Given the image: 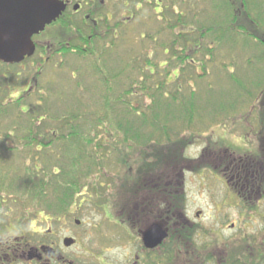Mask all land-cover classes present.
<instances>
[{
    "label": "flooded vegetation",
    "instance_id": "af4514ba",
    "mask_svg": "<svg viewBox=\"0 0 264 264\" xmlns=\"http://www.w3.org/2000/svg\"><path fill=\"white\" fill-rule=\"evenodd\" d=\"M58 1L64 4V10L42 32L32 36L33 55L19 63L0 61V88L4 87L7 96L28 98L37 85L29 71L41 72L42 63L48 64L50 56L58 58L57 63L52 61V68L59 61L66 65L60 55H66L65 49L73 40L79 41L86 33L90 38L95 30L111 31L113 39L116 27L123 33L132 25L141 30L148 20L160 22L159 17L167 25L177 17L179 2ZM131 32L135 31L128 33ZM61 42L63 46L58 44ZM60 48L61 54L57 52ZM5 67L13 71H3ZM262 129L264 125L259 124L258 130ZM252 138L250 149L208 138L190 156L182 151L185 146L171 161L157 158L150 161L153 164L145 162L135 182L124 183L125 192L120 193L119 182L118 197L110 196L114 200L111 215L115 223L105 229L109 235L99 234L97 226L91 225L99 250H91V240L84 242L91 235L83 232L57 237L48 225L43 239L30 243L24 236L2 235L0 226V264H264V138ZM82 195L78 192L71 205L75 211L85 201ZM85 195V202L94 200L88 193ZM95 195L101 198L97 202L103 211L102 205L110 197L98 192ZM118 205L121 217L114 214ZM80 223L74 220L75 225L85 224ZM65 239L73 242L66 246Z\"/></svg>",
    "mask_w": 264,
    "mask_h": 264
},
{
    "label": "trees",
    "instance_id": "16d2710c",
    "mask_svg": "<svg viewBox=\"0 0 264 264\" xmlns=\"http://www.w3.org/2000/svg\"><path fill=\"white\" fill-rule=\"evenodd\" d=\"M216 2L217 11L214 10V14H217L216 19H214L216 22H211L209 16L207 19L199 21L196 27L198 30L195 31L198 37L194 40L192 47V43L185 45V41L189 39L188 36L194 34V32H187V29L191 31V27L196 24L192 22L193 20L189 23L190 21L183 19L184 12L179 7L177 17L172 22L173 24H169L168 27L160 25L155 32H141L137 37L138 41L145 42L147 40L153 45L150 44V47H146L139 44L141 52L139 55H135L136 59L143 62L140 67L135 66L139 71V79L131 81L134 83L131 87L130 82L127 83V88L122 87L121 93L115 96L114 103L111 102V95L114 90L111 85L113 82H116L117 85L120 78L123 82L130 81V67L133 62H130L129 54L125 60L122 59L124 60L123 62L122 60H116L114 63L107 56L110 57L113 54V51L111 53L110 51L114 50L116 39L119 41L125 40V44H131L128 42L130 38L132 39L131 41L135 39L128 32L123 33L122 29L117 30V27L113 39L110 38L111 31L102 32L95 30L90 35V38L87 37L86 33L79 41L73 40L70 42L65 49L66 55H60V60L62 58L66 59L65 64L69 62L67 60L75 59L77 61L78 58L89 60L86 70V73L88 72L87 76L81 75V72L79 73V67L70 70L75 74L73 90H80L82 92L80 95L91 94L89 99H98L95 102L94 110H87L86 104L82 105L80 100L77 99L78 96L72 93L71 97H69L71 103H69V99L64 100L65 106L63 104L60 109H52V107L46 105L45 102L48 97L56 95L54 91L58 92L57 96L60 100L65 99L64 90H66L67 82L63 76L57 77L56 82H53L50 88L47 87V90L46 85H44V78L49 74L48 70H60L61 73L69 70L63 61H59L57 67H51L55 62H58L57 57L50 56V60L46 65L41 62V72L37 70L29 71L28 75L33 74L35 76L37 85L35 91L30 92L32 94L28 98L31 99L36 94L38 95L37 101L27 103L25 96L11 98L7 94H5L6 101L0 100V200L2 199L4 203V198L6 199L9 194L17 197L19 196L18 192H21L20 199L23 197V192H25L36 205L43 207L42 212H48L54 217L66 215L70 213L71 205L75 201L78 192H81L86 186L91 188L93 185H100L97 183L99 180H94L99 179L98 175L103 174L101 172L105 169L103 163H109L108 157H101L98 152L100 149H105L109 153L113 150L117 156L129 155V153L136 151L134 154L135 160L126 158V156H124L123 160H117L123 164L128 161L135 162L137 164L136 174H138L145 162L150 165L153 164L150 161H157V158L163 161L170 160V158L179 154L180 147H185L192 140H195L191 139V136L189 139L172 136V130L169 129L170 122L172 120L175 122L176 116L178 119L181 116L183 124L187 126L195 118V113H192L191 110H197V108L190 102H188V106L186 104L182 105L183 101L178 95L179 89L175 90L176 93H171V104L166 107L168 109L170 107L178 109L169 112L170 116H172H169V118L172 120L169 121L168 126L161 124V127L157 128L160 118L157 110H148L149 118L144 111L138 110L139 108L129 106L118 110L117 105L119 102L128 104L129 101L126 100V96L129 98L133 95L146 97L145 92L151 89L146 84L156 82L160 77L167 78V80L169 78L171 82L179 76L181 71L182 73L185 72V76H188L189 79L192 78L187 64H191V68L194 69L192 62L195 61V55L193 54H201L200 44L207 35H215V41L212 40V42L220 43L228 35L232 36L231 29L235 25L242 29L244 34L254 37L256 40L254 42L260 45L262 49L264 48V10H260L257 7L256 0H216ZM238 2L239 8L235 6ZM249 3L252 12L255 10L253 15L249 13ZM220 12L224 13L223 16H220L221 18L218 15ZM215 30H219L218 33H212ZM164 31L170 32L169 42L159 40ZM140 36H142V39ZM58 44L63 46V42ZM128 48L132 47L129 45ZM158 48L163 51L162 54L167 55L169 52L168 58L167 60H158L152 63L151 61L155 57H159V52L161 51ZM206 49L210 53L212 47L210 46ZM61 50L62 48L58 49L57 52L60 53ZM68 57L69 59H67ZM71 57L74 59H70ZM33 58L35 62L39 61L37 56ZM161 61L164 62L165 66L175 61L176 64L174 66L178 71L176 73L177 76H169L170 72L168 71L162 76V72L158 68V64ZM199 61H201L200 65L204 66L203 61ZM116 65L118 70H115ZM165 66H162L161 69ZM150 70L153 73H150ZM193 73L195 72L192 71ZM196 76L200 77V75ZM162 84L160 85L159 83V87ZM257 85H262L263 87L257 96L259 105L256 115L253 112L254 116H251L249 112H244L242 117V121L244 118L246 123H248L249 117H252L253 120L256 119V129L259 124L264 125V84L257 83ZM159 87L155 86L152 88H155V91H160L161 88ZM159 95L161 96L162 94L160 93ZM165 95L166 100L167 94ZM150 98L153 106L158 103V100L153 99L152 96ZM159 99L162 100L161 97ZM19 105L22 106L23 110L18 109ZM80 106L86 110H82ZM129 114L137 116L136 124L131 125L129 117L124 120V116ZM164 115L168 117L167 113ZM163 119L166 120L165 118ZM252 122L255 123L254 121ZM254 127L252 128L253 130L251 129L252 131L255 130ZM146 128L153 129L155 133H143ZM184 130L188 131V129L182 127L181 131ZM258 133L259 135L257 136ZM191 135L193 138V134ZM253 136L258 139L264 138V129L253 133ZM156 143L159 145L163 144L159 147L163 148L167 153L166 155L159 157L158 153H155L153 147H156L154 145ZM108 148L109 151H107ZM1 151L5 154H2ZM13 152L25 154L24 166H27L28 162L32 165V168H26L28 169L26 171L28 183H26L27 186L24 190L14 187L15 174L11 176L14 180H9L6 176V170L3 171L1 166V163L6 162L10 154L15 155ZM3 173H6V175ZM92 178L95 179L93 180ZM126 182L120 179L122 186ZM51 195L54 197L52 198Z\"/></svg>",
    "mask_w": 264,
    "mask_h": 264
},
{
    "label": "rangeland",
    "instance_id": "374dc122",
    "mask_svg": "<svg viewBox=\"0 0 264 264\" xmlns=\"http://www.w3.org/2000/svg\"><path fill=\"white\" fill-rule=\"evenodd\" d=\"M256 3L257 7L260 8V10H264V0H256ZM216 4V0H182L178 2V7L184 12L183 19H185L186 21H190L189 23H191V21L193 20L192 22L196 24H194L195 26L191 27V31H188L187 29V32H194V34L188 36L189 39L185 41V45L188 43V45H190L192 43V47V45L194 44V40H196V38L198 37L195 31L198 30V28L196 27L197 24H199V21H203V19H207V17L209 16L211 18L209 19L211 22H216L214 21V19H216L217 17V14H214V10L217 11V8L215 7ZM235 6L239 8V2L236 3ZM248 10L250 15L254 14L255 10L252 12V9H250V3L248 6ZM147 11L150 14V10L148 9ZM223 14V12H220L218 15L220 17L223 16ZM158 19L160 20V22L155 23L148 20V22H146L148 23L146 27L141 30H139V28H136V25H132L128 30V32H130L132 29L135 31L129 33L132 37H135L134 41H131V38L128 40V42L131 44H125V40H115V51L111 50L110 53L113 51V54L110 57L107 56V58L111 59V61L113 60L114 63L116 60H125L127 58V55L129 54L130 62L133 63L130 67V81L123 82V80H121L120 78L117 82V85L116 82L112 83L111 86L114 89L111 95L112 103L115 102V96H117L118 93H121L122 87L127 88L128 82H130L131 87L132 84H134L131 81H137L139 79L138 68H135V66L140 67L143 64V62L135 58V55H139L141 52L139 50V44L145 45L146 47H150L151 45H153L147 40H145V42L138 41L137 37L140 34H138L137 32H155L160 25L166 27L168 24H171V22L174 21H172L171 19V21H168V24L165 25L163 24V22H161V17H159ZM218 31L215 30L212 31V33H218ZM231 34L232 36L228 35L220 43L214 42L215 35H207L204 39H202L200 44V50H202L201 54H193L195 55V61L192 62L194 69L191 68V64H187V68L189 69V73L192 78L189 79L188 76H185V72L182 73L181 71L179 72V76L174 78V80H172L171 82L169 78L168 82L167 78L160 77V79L156 82L146 84L151 88L145 92L146 97H144L143 95H140L138 97L133 95L130 96V98L126 96V100H128L129 103L127 104L119 102V104L117 105V109H125L129 106L136 107L137 109L139 108L138 110L144 111V113H146L149 118L150 115L148 110H157L160 117L157 128H160L161 124L168 126L169 121L172 120L169 118V112H173V110L176 111L177 108L170 107V110L166 107L170 106L171 104V93L174 94L176 93L175 90L179 89L180 91L178 92V95L179 98L183 101L182 105L186 104V106H188V102H190L193 103V105H195V107L197 108V110H191L192 113H195V118L189 126L183 124V118L181 116L179 119L176 116V121L173 122L172 120L170 122L171 124L169 125V129L172 130V136H179L180 138L187 139H189L191 136V139H195L192 140V142L185 148H183L182 151H185V155L189 154L190 156L192 153H197L199 144L204 139L208 138L210 140L219 139L230 145L234 144L235 146L250 149L252 143L251 141L253 139V133L257 132L258 127L256 129V119L253 120L252 117H249L248 123H246V120L244 118L242 121V117L244 112H249L251 116H254L256 115V110H258L259 102L257 96L263 86H258L257 83L264 84V48L262 49L260 45L254 42L256 41L254 37L248 36V34H244L243 30L236 27L235 25L231 29ZM140 38L142 39V36H140ZM169 39L170 32L168 31H164L159 38V40H163L164 42H169ZM212 40L214 41L212 42ZM129 45L132 48H128ZM210 46L212 47V50L209 53L206 48ZM159 51H161L159 52V57H155V59L153 58L154 60L151 61L152 63H155V61L158 60H167L169 52L167 53V55H165L162 54V50ZM67 59H69V57ZM70 59L74 58L71 57ZM124 60H122V62ZM199 60L203 61L202 63L204 64V66L200 65L201 61ZM67 61L69 62L66 64V66L69 70H66L65 73H61L60 70L51 71L47 69L49 74L44 78V85H46V90L47 87L50 88L53 82H56V78L60 76H63L66 79L67 84L66 90H64L65 92L62 91L65 93V99L60 100L57 96L58 92L54 91L56 95L48 97L47 101L45 102L46 105L48 107H52V109H60V107H63V104L65 106V101L67 99H69V103H71V99L69 97H71L70 95L72 93L78 96L77 99L80 100V103L82 105L86 104L85 106L88 107L87 110H94L95 102L98 99H89L91 94L86 93L84 95H80L82 93L80 90H73L75 85V74L70 70L74 69L75 67H79V73L81 72V75L87 76L88 72L86 73V70L87 65H89V60H82V58H78L77 61H75V59ZM175 64L176 62L174 61L168 63L167 66H165L164 62L161 61V63L158 64V68L162 72V76L166 74V71L170 72L169 76H177L176 73H178V71L177 69H175ZM162 66L165 67L161 69ZM117 68L118 66L116 65L115 70ZM5 69L6 71H8V73L12 70L6 67L4 69L2 68L3 71H5ZM192 71L197 73L196 75H200V77H197L195 73L192 74ZM150 73H153V71L150 70ZM159 83L160 85L163 83L162 86L159 87ZM155 86L161 88V90L155 91V88H152ZM3 88L4 87L2 86L0 90H2ZM6 93L7 92L0 91L1 101H6ZM160 93L162 94L161 96L159 95ZM165 94H167L166 100ZM150 96H152L153 99L158 100V103H155L154 106L151 102ZM33 97L31 99L26 98V102H36L38 95L35 94V96ZM159 97H161L162 100H160ZM80 107L82 109V106ZM18 109L23 110L21 105L18 106ZM82 110L86 109L83 108ZM252 112L254 115L252 114ZM166 113L168 117L164 115ZM127 117H129L128 119L131 121V125L136 124L137 116L135 114L133 116L130 114L125 115L124 120H126ZM149 118L146 117V119L148 120ZM163 118H165L166 120H164ZM252 121H254L255 123H253ZM182 127L184 129H188L189 132L185 130L181 131ZM253 127L255 128L254 131H252ZM152 132L155 133L153 129L148 128L143 131V133ZM191 134H193V138ZM154 145L156 147H153V149L155 150V153H158L159 157L167 154L162 147H159L163 144L159 145L156 143ZM107 151H109V148ZM98 152L101 154V157H108L109 160V163H103L105 169L101 171L103 174H101L100 176L98 175L99 179L92 178L93 180L95 179L94 181L99 180L97 181V183H99L100 185H93L90 189L86 186L85 189L81 190V194H83L82 196L83 198H85V201L86 195L84 196V194L86 193H88L89 196H93L94 200L90 198V202L84 201L77 211H75L76 207H72L69 214L57 215L56 217H54L48 212H42L43 207H41V205L40 207L36 205L31 200L30 196L25 192H23V197L20 199L19 196L21 195V192H18L19 196L17 197L9 194L7 197L5 196V203H3L2 206L3 212L6 214L3 215L2 212V220L0 221V226H2V232L1 230L0 232L2 233V235L7 236L8 238H13L14 236H24L25 241L32 243L36 240H42L48 225H51L57 237H61L62 235L73 237L78 232L90 234L91 236L84 238V242L88 243V240H91V250H99V247L95 246V235H93L94 237L92 236V232L95 230L90 231L91 225L93 227L97 226L96 229L98 230L99 234H103L106 236L109 235V232H105V229H109V227L113 226L112 224L115 223L111 215L113 210L112 204L114 201L111 197L113 194L115 195V197L117 196V194H119L118 189H116L120 181L119 178L123 181L125 180L128 182L134 180L137 170V164L135 162L132 163V161H128L126 162V164H123L117 160H123L124 156H126V158L135 160L134 154L136 153V151L131 154L129 153V155L125 154L124 156H117L113 150H111L109 153L106 152L105 149H100ZM2 154L5 153L2 152ZM14 154L15 155L10 154L6 162L1 163L3 171L6 170L7 172V175L6 173L3 174H5L9 180L13 179L11 176L15 174L14 187L24 190L27 186L26 183H28L26 173L28 169L26 168H32V165L30 162H28L27 166H24L23 161L25 158V154ZM112 181H114L113 186ZM125 186H120V188H122H119L120 193L125 192ZM97 192L104 197L109 198L111 196L108 200V203L105 202L102 205V209L105 213V219L103 211L98 208L100 204H98L97 201L101 198H96L97 195H95V193ZM0 202H2V199L0 200ZM114 209V214L117 213L118 217H121V210H119L121 209V207L118 205V207H115ZM71 212H74V214H71ZM49 217L51 218V220H48ZM58 219L61 223H57L56 220ZM75 219L80 220L82 224H85L75 225ZM103 224L105 225V227L103 226ZM98 238L99 236L97 237V240ZM105 247L106 246H104V248ZM71 250H76V248H73Z\"/></svg>",
    "mask_w": 264,
    "mask_h": 264
},
{
    "label": "water",
    "instance_id": "95a60500",
    "mask_svg": "<svg viewBox=\"0 0 264 264\" xmlns=\"http://www.w3.org/2000/svg\"><path fill=\"white\" fill-rule=\"evenodd\" d=\"M63 10L64 4L58 0H0V61L19 63L33 55L32 36L54 22ZM64 242L69 246L73 241Z\"/></svg>",
    "mask_w": 264,
    "mask_h": 264
}]
</instances>
